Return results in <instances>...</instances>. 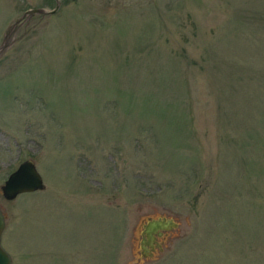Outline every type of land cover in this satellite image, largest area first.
I'll use <instances>...</instances> for the list:
<instances>
[{
  "label": "rangeland",
  "instance_id": "rangeland-1",
  "mask_svg": "<svg viewBox=\"0 0 264 264\" xmlns=\"http://www.w3.org/2000/svg\"><path fill=\"white\" fill-rule=\"evenodd\" d=\"M53 8L0 0V187L45 185L0 191L10 264H264V0Z\"/></svg>",
  "mask_w": 264,
  "mask_h": 264
},
{
  "label": "water",
  "instance_id": "water-1",
  "mask_svg": "<svg viewBox=\"0 0 264 264\" xmlns=\"http://www.w3.org/2000/svg\"><path fill=\"white\" fill-rule=\"evenodd\" d=\"M57 11V8L48 12V14L53 15ZM45 11L41 9L29 10L24 14V17L30 16L33 14H44ZM5 48H7V43H4L0 48V54ZM45 185L43 184L40 174L37 172L34 163L30 160H27L19 165V167L11 173L7 180L4 182V185L0 187L1 194L6 201L14 200L20 194L33 193L37 191H43ZM172 220H162L151 227L147 231L148 236H151L157 231L169 230L176 228ZM4 228V216L0 211V237ZM161 236L160 233H158ZM0 264H10V258L7 253L0 246Z\"/></svg>",
  "mask_w": 264,
  "mask_h": 264
},
{
  "label": "flooded vegetation",
  "instance_id": "flooded-vegetation-1",
  "mask_svg": "<svg viewBox=\"0 0 264 264\" xmlns=\"http://www.w3.org/2000/svg\"><path fill=\"white\" fill-rule=\"evenodd\" d=\"M47 1L54 3V8L52 10H54L55 8L59 10L61 5L64 2H66V0H47ZM160 221H161L160 219L147 221L146 224L143 225V228L141 230L139 249H140V255L143 257L144 262H150L155 260L153 258V255L163 250V246L161 245L162 240H165L167 238V234L171 230H173L171 229L165 231H157L156 233H153L151 236H148L147 231L149 229L151 230V227ZM158 233H160L161 236H159Z\"/></svg>",
  "mask_w": 264,
  "mask_h": 264
}]
</instances>
